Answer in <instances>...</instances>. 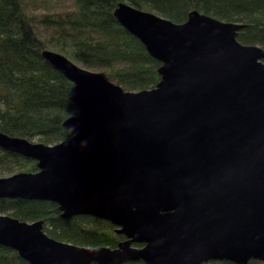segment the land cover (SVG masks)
<instances>
[{"label": "water", "instance_id": "obj_1", "mask_svg": "<svg viewBox=\"0 0 264 264\" xmlns=\"http://www.w3.org/2000/svg\"><path fill=\"white\" fill-rule=\"evenodd\" d=\"M114 15L162 62L160 81L125 90L43 50L74 82L79 111L55 144L0 131L1 147L38 166L0 177V197L52 200L62 216L107 219L126 239L77 245L43 220L0 213V244L30 264L264 262V49L238 40L241 24L198 10L175 23L119 2Z\"/></svg>", "mask_w": 264, "mask_h": 264}, {"label": "trees", "instance_id": "obj_2", "mask_svg": "<svg viewBox=\"0 0 264 264\" xmlns=\"http://www.w3.org/2000/svg\"><path fill=\"white\" fill-rule=\"evenodd\" d=\"M53 2L59 0H0V131L29 141L55 144L67 139L70 130L64 121L79 111L72 99L74 82L43 56L45 49L102 70L125 90L150 89L160 81L162 62L118 21L114 10L119 2L175 23L185 22L192 10L236 22L242 25L239 41L264 49V0H71L73 7L66 10L53 9ZM38 7L47 10L33 14ZM38 22L47 27V34H40ZM37 170V160L0 146V176ZM61 212L52 200L0 197V213L29 222L43 220L44 231L60 241L115 248L126 239L107 219L87 214L66 218ZM0 264L30 262L16 249L0 244ZM247 264L264 262L250 259Z\"/></svg>", "mask_w": 264, "mask_h": 264}, {"label": "rangeland", "instance_id": "obj_3", "mask_svg": "<svg viewBox=\"0 0 264 264\" xmlns=\"http://www.w3.org/2000/svg\"><path fill=\"white\" fill-rule=\"evenodd\" d=\"M53 7V9H56V10H66L67 7H73V4L71 3V0H59V2H53L51 3ZM47 9H44L43 7H38L37 9H33L31 12L33 14H41V13H44V11H46ZM36 26L40 32V34L42 35H45L47 34V27L44 25V24H41V23H36ZM78 65L82 66L81 64L77 63ZM84 67V66H83ZM92 71H98V72H103L102 70H99V69H90ZM8 175H11L9 173H4L2 176L0 177H4V176H8Z\"/></svg>", "mask_w": 264, "mask_h": 264}, {"label": "flooded vegetation", "instance_id": "obj_4", "mask_svg": "<svg viewBox=\"0 0 264 264\" xmlns=\"http://www.w3.org/2000/svg\"><path fill=\"white\" fill-rule=\"evenodd\" d=\"M121 234H122V233H121ZM123 235H124V234H123ZM134 245H135V246H142L143 244H141V243H134ZM138 260H141V259H138ZM138 260H137V261H138ZM142 262H143V260H142ZM143 264H144V262H143Z\"/></svg>", "mask_w": 264, "mask_h": 264}, {"label": "bare ground", "instance_id": "obj_5", "mask_svg": "<svg viewBox=\"0 0 264 264\" xmlns=\"http://www.w3.org/2000/svg\"><path fill=\"white\" fill-rule=\"evenodd\" d=\"M11 136V135H10ZM14 137H17V136H14Z\"/></svg>", "mask_w": 264, "mask_h": 264}]
</instances>
